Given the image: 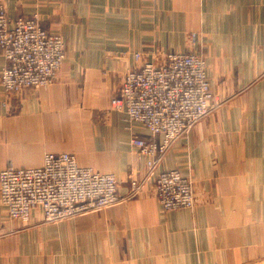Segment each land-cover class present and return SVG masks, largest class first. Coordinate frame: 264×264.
Instances as JSON below:
<instances>
[{
    "label": "crops",
    "instance_id": "1",
    "mask_svg": "<svg viewBox=\"0 0 264 264\" xmlns=\"http://www.w3.org/2000/svg\"><path fill=\"white\" fill-rule=\"evenodd\" d=\"M0 1L66 44L55 84L8 106L0 84V170L68 152L126 195L147 171L131 140L150 133L111 100L136 52L202 55L220 102L158 167L193 180V210L165 211L152 179L134 199L54 223L37 210L11 220L0 202V264H264V0Z\"/></svg>",
    "mask_w": 264,
    "mask_h": 264
},
{
    "label": "built area",
    "instance_id": "2",
    "mask_svg": "<svg viewBox=\"0 0 264 264\" xmlns=\"http://www.w3.org/2000/svg\"><path fill=\"white\" fill-rule=\"evenodd\" d=\"M0 84L5 105L28 89L55 84L66 58L60 33L48 31L37 15L13 19L0 1ZM111 108L143 124L149 138L131 142L147 158L148 179L165 211L194 209L192 179L178 169L158 171L174 143L220 107L207 74L206 59L194 52L166 53L162 62L134 53ZM144 185L135 180L130 194L119 193L113 173L79 164L72 153H47L40 167L0 170V202L9 219L26 221L40 211L46 223L113 208L134 197Z\"/></svg>",
    "mask_w": 264,
    "mask_h": 264
},
{
    "label": "rangeland",
    "instance_id": "3",
    "mask_svg": "<svg viewBox=\"0 0 264 264\" xmlns=\"http://www.w3.org/2000/svg\"><path fill=\"white\" fill-rule=\"evenodd\" d=\"M66 59V58H65ZM62 69V68H61ZM50 87V86H49ZM39 89H45V88H39ZM39 89H35V90H39ZM216 95V94H215ZM168 154V153H167ZM166 154V155H167ZM165 155V156H166ZM149 175V171H148V168H147V171H146V175L144 176V178H137V179H130L129 180V182H128V188H129V191H128V193L127 194H130V192H131V183L133 182V180H135V182H137V183H142V185H144V188H143V190L142 191H139L134 197H132V198H130V199H134V198H136V197H138V196H140L143 192H144V189H145V185H146V181L147 180H150V179H148V176ZM116 176V175H115ZM117 178V177H116ZM193 181V180H192ZM194 183V182H193ZM196 191V190H195ZM196 207V206H195ZM190 210H193V209H190ZM89 214H93V213H89ZM89 214H84V215H89ZM78 217V216H77ZM75 218V217H74ZM74 218H71V219H74ZM67 220H69V219H67ZM21 221V220H20Z\"/></svg>",
    "mask_w": 264,
    "mask_h": 264
}]
</instances>
